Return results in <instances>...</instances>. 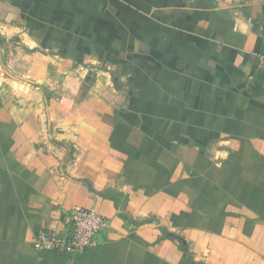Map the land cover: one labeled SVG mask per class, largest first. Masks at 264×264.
<instances>
[{
	"label": "crops",
	"instance_id": "1",
	"mask_svg": "<svg viewBox=\"0 0 264 264\" xmlns=\"http://www.w3.org/2000/svg\"><path fill=\"white\" fill-rule=\"evenodd\" d=\"M0 38V264H264V0H0ZM78 207L92 247H35Z\"/></svg>",
	"mask_w": 264,
	"mask_h": 264
},
{
	"label": "built area",
	"instance_id": "2",
	"mask_svg": "<svg viewBox=\"0 0 264 264\" xmlns=\"http://www.w3.org/2000/svg\"><path fill=\"white\" fill-rule=\"evenodd\" d=\"M72 228L68 234L42 230L37 234L35 247L71 256H80L96 243L98 233L110 227L109 219L98 211L78 207L71 213Z\"/></svg>",
	"mask_w": 264,
	"mask_h": 264
},
{
	"label": "trees",
	"instance_id": "3",
	"mask_svg": "<svg viewBox=\"0 0 264 264\" xmlns=\"http://www.w3.org/2000/svg\"><path fill=\"white\" fill-rule=\"evenodd\" d=\"M2 43V39L0 38V44Z\"/></svg>",
	"mask_w": 264,
	"mask_h": 264
}]
</instances>
